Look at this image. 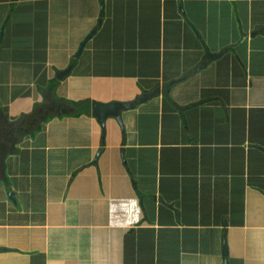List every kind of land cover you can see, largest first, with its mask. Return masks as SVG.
I'll use <instances>...</instances> for the list:
<instances>
[{
  "label": "crops",
  "instance_id": "0c3cea01",
  "mask_svg": "<svg viewBox=\"0 0 264 264\" xmlns=\"http://www.w3.org/2000/svg\"><path fill=\"white\" fill-rule=\"evenodd\" d=\"M261 27L264 0H0V264H264ZM201 37L238 49L104 137L93 101L182 77Z\"/></svg>",
  "mask_w": 264,
  "mask_h": 264
},
{
  "label": "water",
  "instance_id": "95a60500",
  "mask_svg": "<svg viewBox=\"0 0 264 264\" xmlns=\"http://www.w3.org/2000/svg\"><path fill=\"white\" fill-rule=\"evenodd\" d=\"M104 17H105V5L103 3L102 4L101 19H103ZM102 22H103V20H101V22H100L99 26L96 28V30H94V32H92L86 38L84 43L81 45V48L77 54L78 57L84 51L87 43L98 32L99 28L102 25ZM191 26L194 29V31L196 32V34L199 35L196 27L193 24H191ZM262 33H264V27H261V28H258L257 30H255L251 34V36L256 37L257 35H260ZM200 40H201V43H202L204 50H205V59L197 67L193 68L192 70H190L189 72L184 74L182 77L175 79V80H172L171 82L165 84L163 87H158L154 90H151L148 93H143L141 96H139L138 98H136L133 101H129V102L114 101V102H110V103H101L98 101H93L91 114L93 115L94 118H96L98 120L99 124L101 125V127L103 129L104 137H106V135H107V120L109 118H114V119L118 120L123 127V122H122L123 112H129V111L135 110L136 108L145 104L146 102H148L150 99L154 98L157 95L162 94L171 104H173L176 108H179V106L174 102V100L172 99V97L170 95L171 90L173 88H175L176 86H179L181 84L186 83L188 80H190L191 78H193L194 76H196L197 74H199L200 72L205 70L211 63H216V62L220 61L223 57H225L226 55H228L232 52H236V50L238 49V45H236V46H230V47L222 50L219 53H213L211 51V49L209 48V46L207 45L206 41L202 37L200 38ZM0 53H1V47H0ZM70 73H71V68L64 71V72H61L58 75V80L63 81L65 78H67L69 76ZM0 105H1V102H0ZM197 105L199 106L200 104H197ZM102 152H103V150H101V153ZM138 195L141 198L145 197V195L140 191H138ZM229 254H230V251H229L228 241L225 240V242H224V255L227 257ZM225 264H229V261L226 260Z\"/></svg>",
  "mask_w": 264,
  "mask_h": 264
},
{
  "label": "rangeland",
  "instance_id": "374dc122",
  "mask_svg": "<svg viewBox=\"0 0 264 264\" xmlns=\"http://www.w3.org/2000/svg\"><path fill=\"white\" fill-rule=\"evenodd\" d=\"M214 8H217L216 6H214ZM231 8V9H230ZM230 8H228L229 9V11L230 12H232V9H233V11L235 10V8H233V7H230ZM237 10H238V8L235 10L236 12H237ZM210 24L212 25V23L210 22ZM232 26V25H231ZM226 28H228V25H227V27H225L224 29H223V31H226ZM219 31H220V29H218ZM220 32H222V31H220ZM224 36H225V34H222V36H219V34H217V36L216 37H218L219 38V40L220 41H223L224 39ZM83 84L82 83H80L79 84V86L81 87ZM69 89V85H66V87H64V88H62V90H68ZM71 90V89H70ZM65 92H67V91H65ZM80 95H83V91H81L80 92ZM86 96H83V99L84 100H86V98H85ZM79 102H80V105H78L79 106V108H82L81 107V105H82V103L81 102H83L82 100H78ZM84 103H86V102H84ZM120 127H117V129H116V131L117 130H119V131H117L118 132V134H121V129H119ZM129 128V135H130V137H132V134L134 133V127H128ZM6 239L7 238H4L3 236H1L0 235V242H4V241H6Z\"/></svg>",
  "mask_w": 264,
  "mask_h": 264
}]
</instances>
